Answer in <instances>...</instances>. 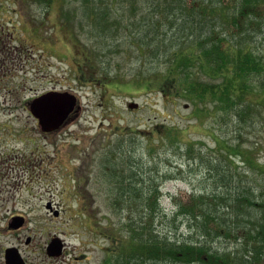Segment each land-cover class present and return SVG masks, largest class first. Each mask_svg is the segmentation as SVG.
Returning <instances> with one entry per match:
<instances>
[{"label": "rangeland", "instance_id": "374dc122", "mask_svg": "<svg viewBox=\"0 0 264 264\" xmlns=\"http://www.w3.org/2000/svg\"><path fill=\"white\" fill-rule=\"evenodd\" d=\"M112 4L119 7L118 0ZM81 12L75 0H0V251L18 245L30 264H107L115 250L109 254L111 240L106 236L112 229L117 238L126 233L127 212L110 206L104 157L109 156L114 143L128 140L133 132L135 144L131 147L144 153V165L140 164L144 170L153 165L145 162L149 150L156 167L167 172L172 164L177 174L160 184L161 203L168 212L173 211V198L184 200L191 189L209 190L215 184L203 163L191 160L188 164L182 154L185 133L188 140L193 139L194 150L202 147L207 155L216 156V140L225 138L255 147L258 161L264 163V106L260 104H264V91L258 87L257 77L252 78L253 89L248 94L251 103L254 101L250 124H240L230 113L226 115L228 111L217 108L218 102L210 100L209 93L208 99L201 100L186 92L180 74L177 81L184 91L174 89L176 92L163 96L155 81L164 77L173 63L175 45H171L170 32L162 28L168 38L157 42L155 35L147 47L141 42L146 39L142 23L122 16L115 34L98 36L90 25L80 27ZM253 12L258 13L254 15L261 28L251 29L248 38H241L245 16L238 19L243 26L224 22L216 35L223 38L219 39L222 47L231 50L229 55L236 53L235 49L247 50L250 58L263 63L264 1L256 3ZM66 17L68 20L62 21ZM65 22L73 25L63 26ZM22 51L25 54L19 55ZM86 61L93 69L97 67L93 70L95 80L85 77L79 82L77 67ZM190 67L189 78L204 86L221 80L209 77L194 58ZM143 80L152 85L145 89ZM51 89L73 92L80 108L58 130L46 134L26 107L29 99ZM132 102L138 106H129ZM156 124L186 130L179 140V136L165 135L146 144L142 132ZM157 133L155 130L150 137L157 138ZM253 175L264 186L260 174ZM49 202L50 209L46 207ZM52 210H58V215ZM18 215L24 216L22 226L9 228L11 217ZM176 223H180L178 233L187 236V225L178 219ZM27 236L31 241L26 244ZM54 236L66 250L57 261L40 253ZM225 241L218 240L214 246H225ZM257 264H264V259Z\"/></svg>", "mask_w": 264, "mask_h": 264}, {"label": "trees", "instance_id": "16d2710c", "mask_svg": "<svg viewBox=\"0 0 264 264\" xmlns=\"http://www.w3.org/2000/svg\"><path fill=\"white\" fill-rule=\"evenodd\" d=\"M75 1L82 10L77 22L81 21V28L90 25L94 35L115 34L124 16L125 20L142 23L140 27L145 31L146 39L143 37V41L141 38V42H145L147 47L153 44V40L159 42L167 39L165 30L170 32L171 45H175L173 63L169 65L166 75L155 81L156 88L163 96L174 89L184 91L183 84L177 81L180 74L186 82V92H193L201 100L208 99L209 93L210 100L218 102L217 108L228 111L226 115L230 113L240 124L253 121L251 105L254 101L251 103L248 94L253 89V77H257V86L264 91V62L261 63L256 57L250 58L247 50L235 49L236 53L229 55L231 50L226 51L222 47L221 37L216 33L224 22L243 26L238 19L245 16L247 24L242 32L245 35L241 38H248L251 29L261 28L258 17L254 15L258 13L253 9L256 3L264 0H118V8L112 4V0ZM139 12L140 16L137 17ZM64 15L67 16L66 13ZM67 20L66 17L62 21ZM67 25L70 27L73 23L69 25L65 22L63 26ZM164 44L168 45L166 42ZM22 54L25 53H19ZM192 58L209 77H220V82L204 86L189 78ZM86 63L77 67L78 79L84 75L88 80H95L93 70L97 67L93 69L90 62ZM114 77L118 78L116 75ZM146 81L145 89L152 85L149 83L151 81ZM260 104L264 106L262 102ZM155 130L158 137L151 138ZM162 130L164 132L160 133ZM185 130L156 124L147 132L143 131L142 137L147 140L146 144L165 135L168 138L179 136V140L180 133L183 134ZM134 135L133 132L128 140L114 143L109 156L104 157L103 174L110 183V206L114 211L127 212L123 224L126 233L117 238L112 229L106 236L111 240L109 254L115 250L106 259L107 264H257L264 259V186L253 175L259 173L264 181V163L258 161L255 147L219 138L215 148L217 155L211 156L202 147L194 150L193 139L188 140V133H185V141L181 140L184 147L182 154H186L188 164H191V160L197 165L200 163L196 160L203 163L205 172L215 184L209 190L202 187L191 189L184 200L182 197L173 198V211L168 212L161 203L163 192L160 184L163 180L177 177V174L172 164H168L167 172L156 167L149 150L145 162L153 165L144 170L140 166L144 153L138 150L136 153L131 147L135 144ZM177 219L187 225V236L178 233L180 223H176ZM223 239L228 244L214 246L216 241Z\"/></svg>", "mask_w": 264, "mask_h": 264}, {"label": "water", "instance_id": "95a60500", "mask_svg": "<svg viewBox=\"0 0 264 264\" xmlns=\"http://www.w3.org/2000/svg\"><path fill=\"white\" fill-rule=\"evenodd\" d=\"M76 96L68 91H49L29 102V110L38 118L39 126L43 130L58 128L67 119L76 105ZM137 106V103L129 104ZM50 250H62L60 239H53L48 247ZM12 249V248H10Z\"/></svg>", "mask_w": 264, "mask_h": 264}, {"label": "flooded vegetation", "instance_id": "af4514ba", "mask_svg": "<svg viewBox=\"0 0 264 264\" xmlns=\"http://www.w3.org/2000/svg\"><path fill=\"white\" fill-rule=\"evenodd\" d=\"M84 75L81 76L80 79H83L84 80ZM79 79V80H80ZM81 82V81H79ZM80 107H78V110H79ZM75 113H71L70 114V118L74 115ZM55 130H58V129H53L52 131H46L44 133H51V132H54ZM46 207L47 208H51L52 205H51V202L47 203L46 204ZM53 211V210H52ZM53 214L55 215H58V210H54L53 211ZM24 216L23 215H18V216H12L11 217V220L9 221L8 223V226L9 228H17V227H20L22 226L23 222H24ZM58 237H51L46 245H45V248H42V250L40 251V253H43L46 257H49L50 259H55L56 261L58 259H60V257L65 254L66 250L64 248V243H63V248L61 251H58V253H56L57 251H53V250H50L48 247H49V244L53 241V239H57ZM31 241V237L30 236H27L24 240V242L27 244ZM12 248V249H10ZM30 260L26 257V255L23 254V251L20 249V247L18 245H9V246H4L2 248V250L0 251V264H30L29 263Z\"/></svg>", "mask_w": 264, "mask_h": 264}]
</instances>
